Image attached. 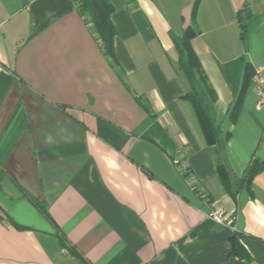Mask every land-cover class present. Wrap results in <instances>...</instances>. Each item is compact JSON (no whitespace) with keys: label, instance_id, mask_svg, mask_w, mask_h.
Wrapping results in <instances>:
<instances>
[{"label":"crops","instance_id":"1","mask_svg":"<svg viewBox=\"0 0 264 264\" xmlns=\"http://www.w3.org/2000/svg\"><path fill=\"white\" fill-rule=\"evenodd\" d=\"M109 1L118 65L73 0H0V264H264V168L235 197L217 173L264 162L251 78L231 114L264 66V0ZM189 26L212 144L181 97Z\"/></svg>","mask_w":264,"mask_h":264},{"label":"trees","instance_id":"2","mask_svg":"<svg viewBox=\"0 0 264 264\" xmlns=\"http://www.w3.org/2000/svg\"><path fill=\"white\" fill-rule=\"evenodd\" d=\"M76 4V10H78L79 14L84 18L85 23L88 24L91 32L95 37L101 42V48L104 54L108 57L109 60L112 61L114 65H118L117 60H115V54L113 49V39L116 34V31L110 22V14L113 10V6L109 0H73ZM239 13L238 21L240 24L241 30V38L243 39L246 35V27L247 22L246 19L248 16H240ZM197 34V31L192 27H187L182 35L175 40L174 44L177 51V64L179 71L182 72L184 77L189 84V90L187 93H184L182 98L186 99L190 102L194 114L197 118V122L199 123L201 129V135H203L207 144H212L215 141L212 125L208 116V107L202 106L197 100V95L199 94V84L203 85L208 94L214 98L213 92L210 86L207 83V78L202 70L200 65V61L198 57H196V53L192 49L190 44L191 39ZM254 74V70L249 68V66L245 65L244 67V75L242 81V87L236 98V102L232 108L231 114L232 119L234 120L236 113L239 110L240 102L242 96L247 86L249 78H252ZM145 111H148L149 107L147 105H143ZM167 134L162 132L157 137L162 142H165L173 148V144L171 140L166 136ZM264 168V162H258L257 160H252L250 164L244 169L242 177L233 183L229 182V178L226 171L220 166L218 168V175L222 186L226 191L229 192L233 197L235 194L243 187L248 188L252 177L259 172V170ZM235 232L231 235L230 238V246L231 253L237 255L238 257L248 259L249 255L246 250H243V247L240 245L237 237H235Z\"/></svg>","mask_w":264,"mask_h":264},{"label":"built area","instance_id":"3","mask_svg":"<svg viewBox=\"0 0 264 264\" xmlns=\"http://www.w3.org/2000/svg\"><path fill=\"white\" fill-rule=\"evenodd\" d=\"M250 81L254 87L257 106L264 107V66L255 69ZM207 216L214 220L217 225L226 226L231 223V219H226L218 210L211 211ZM61 252L67 253L68 250L67 248H62Z\"/></svg>","mask_w":264,"mask_h":264},{"label":"rangeland","instance_id":"4","mask_svg":"<svg viewBox=\"0 0 264 264\" xmlns=\"http://www.w3.org/2000/svg\"><path fill=\"white\" fill-rule=\"evenodd\" d=\"M188 90H189V88H188Z\"/></svg>","mask_w":264,"mask_h":264}]
</instances>
